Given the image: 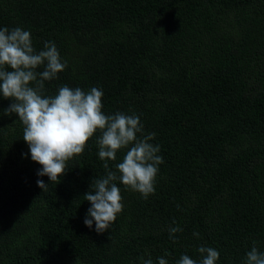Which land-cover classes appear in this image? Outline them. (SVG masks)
Listing matches in <instances>:
<instances>
[{
  "label": "trees",
  "instance_id": "trees-1",
  "mask_svg": "<svg viewBox=\"0 0 264 264\" xmlns=\"http://www.w3.org/2000/svg\"><path fill=\"white\" fill-rule=\"evenodd\" d=\"M4 27L67 61L44 95L102 89V111L139 116L163 163L147 199L115 182L123 210L97 233L84 194L127 149L102 161L97 130L49 182L0 95V264L199 262L202 245L216 264H244L253 241L264 252V0H0Z\"/></svg>",
  "mask_w": 264,
  "mask_h": 264
},
{
  "label": "clouds",
  "instance_id": "clouds-1",
  "mask_svg": "<svg viewBox=\"0 0 264 264\" xmlns=\"http://www.w3.org/2000/svg\"><path fill=\"white\" fill-rule=\"evenodd\" d=\"M43 66L42 71H37ZM63 60L54 42H45L43 50L33 47L31 33L21 27L0 28V95L11 99L5 115L15 113L24 125L23 140L28 145L31 160L41 165L37 176H47L49 182L67 171V161L83 153L88 140L100 130L97 139L98 156L102 161H115L121 149H127L122 162L115 165L116 171H107L106 176L94 179L91 190L84 194V200L91 207L87 210L84 225L95 231H107L123 210L120 188L117 180L147 199L155 191V180L163 157L160 146L151 143L155 133H143V124L136 114L116 112L106 115L102 109V89L93 87L85 92L80 88L64 85L54 96H46L45 81L58 78L65 70ZM108 169V164H104ZM119 173V175H117ZM37 186L46 189L41 179ZM175 224V221H173ZM183 231L178 225L168 229L169 238L176 242L175 234ZM199 237L198 232L193 233ZM253 241L246 253L244 264H264V252ZM202 259L198 262L182 254L176 264H216L220 253L212 247L197 249ZM143 259V258H141ZM158 264H168L163 257ZM143 264H153L149 257Z\"/></svg>",
  "mask_w": 264,
  "mask_h": 264
}]
</instances>
